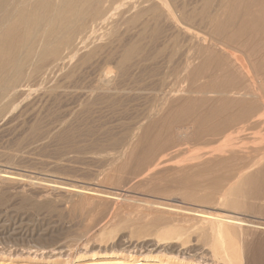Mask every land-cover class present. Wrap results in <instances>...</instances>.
Here are the masks:
<instances>
[{"label": "bare ground", "instance_id": "1", "mask_svg": "<svg viewBox=\"0 0 264 264\" xmlns=\"http://www.w3.org/2000/svg\"><path fill=\"white\" fill-rule=\"evenodd\" d=\"M126 2V0H0V116L7 105L1 102L6 97L14 94L12 92L10 95V90L18 85V81L24 75H36L44 69L49 72L55 71L56 73L57 70H62L63 67L68 65L66 59L76 57L79 51H84V54L77 56L78 66L95 57L110 61V52L116 48L111 46L112 50L110 49V52H102V50H104L106 45H110L108 44L109 42H112L111 38L114 32L117 31L118 22L121 21L126 23V25L128 23L138 24L136 36L132 37L134 40L129 43L121 42V46L118 44L121 49L119 50L117 46L119 54L115 57V64H109V66L113 65L112 67L110 66L112 69L114 66L116 67L115 73H111L113 72L111 69L101 72L98 78L96 77L97 75H93L97 80H94L93 83L95 84L92 83L93 85L90 88L92 94L89 96L93 94L100 95L98 98L101 100H104L105 96L112 97L109 95L116 93L115 91L111 92V90H116L115 85L112 86V83L122 79V75L125 78L126 76L129 77L128 75L125 76V74H129L130 66L132 70L138 68L139 70H135L139 73L142 71L149 77L153 78L156 76L157 79L155 80H157L158 86H153L151 92H159L157 104L151 106L152 104L150 103L149 107L148 101V104H144L142 101L144 105L149 107L147 114L138 121L136 120L135 125L132 124L134 125L133 129L129 130V132H124L129 134H126V140L125 136H122L124 140L120 141V150L108 153L110 163L107 167L105 166L104 176L102 178L99 177L100 179H97L98 182L86 183L88 178L85 183H82V181L80 184L73 183V181L72 183L68 182L69 180L63 182L50 179L35 185L29 183L35 189L36 192H34L44 201L42 203L44 207H52L49 202L52 197H62L71 203V207L78 206L83 212L85 210L88 219L86 226L90 233L79 239V243L77 242L76 244L74 242V250L79 253L76 257L70 250H67L70 252L62 250L66 245L63 246L61 244L62 248L49 247L50 249L46 251L45 247L35 242L37 246L30 244L33 247L26 249L27 255L31 256L30 258L33 260H37V258L43 260L46 258L44 254H47V252L50 254L47 257H53L51 255L58 254L57 256H64V264H263L261 262L262 258L258 254L261 251L260 246L255 248L249 245V236L252 237L250 235L251 232L257 235L264 234V223L255 222L253 219L255 216L250 219L254 221L248 220L249 218L245 217V215L249 216L248 213L244 215L242 214L244 212L241 211L239 213V210L245 211L250 206L255 209L256 206L254 207L251 204L255 201L264 202V144L256 141L260 139V136L257 135L259 134L258 128L264 123V0H135L134 5L130 6L128 4L127 8H120ZM131 8L132 14L126 16L125 13ZM144 16L148 17L144 20ZM149 21L153 24V29H150L152 37L148 38H153L149 41L154 42L156 47L154 45V48L146 50L148 46L145 45V47L143 44L145 40L143 35ZM99 29H102L101 37L105 36V39L97 41L95 40L97 36L94 33ZM88 32L94 34V39H89ZM80 33H83L82 36L77 37ZM124 33L126 32L124 31ZM115 41L117 44V40ZM148 45L150 46L151 44ZM113 51L114 53L116 52L115 50ZM105 61H102L104 68L108 63L107 61L105 64ZM27 68H29L28 72H25ZM68 69L70 68L68 67ZM87 75L89 77L90 73ZM116 76L120 78L118 79ZM171 76H173L172 85L168 87L169 83L167 81ZM48 78H46L48 80H46L47 83L50 82ZM43 79L45 80L44 77ZM135 79L137 81V77ZM128 81L131 84H125L132 85L134 89V86H136L135 81L133 84L131 79ZM73 83L78 84V82ZM118 83L120 84V82ZM150 83H153V81ZM89 84L90 82L86 83L87 86ZM119 84L118 86H120ZM52 85L54 86V83ZM63 85H61V89L67 87L65 85L62 88ZM77 86H74L75 90ZM122 86H120L121 89ZM68 87H70V84ZM47 88L45 91H47ZM126 88L124 90L129 91L128 88L130 87ZM140 88L136 89L135 87L136 90L141 91ZM68 89L63 91L67 90L66 92H68ZM70 92L72 91L70 90ZM47 93L45 92L44 94ZM61 93L64 92L61 91ZM85 94L88 96L87 93ZM133 94L135 93L133 92ZM136 94L135 96L133 95L135 98H137ZM95 97L94 99H96ZM123 97L121 98L123 99ZM138 97L140 96L138 95ZM121 98L119 99L121 100ZM125 98L123 100L126 104L129 101ZM87 99L88 97L86 101ZM89 99L88 103L90 102ZM94 99L91 101L95 102ZM86 101L80 103L85 105ZM8 102L10 103V100ZM97 102L95 105L99 104ZM103 102L105 103V101ZM121 102L123 103V101ZM121 102L117 104L119 105ZM140 102L136 104H140ZM153 102L156 103L155 101ZM114 103L116 102L114 101ZM142 103L141 105H143ZM89 104L91 105V103ZM117 104L116 106L120 108ZM90 105H86L85 109H88ZM95 105L90 107L93 108ZM101 105L103 104L101 103ZM68 106L66 105V107ZM74 106L77 108L82 105H77L76 107L75 104ZM109 107L111 108V104ZM71 108H73L74 112V107ZM80 108L82 109V107ZM101 108L105 109L106 107ZM113 108L112 110L115 111L116 107ZM85 109L83 108V110ZM95 109L93 110L95 111ZM97 109L99 110L98 107ZM71 110L70 112H72ZM106 110L108 108L104 112ZM136 110H139V108ZM140 112L142 113L143 111ZM134 115L138 117V115ZM135 116L133 117L134 119ZM134 119H130L132 123L135 121ZM70 120H72L71 117ZM39 125L38 127H41ZM93 127L95 126L93 125ZM34 128L35 125L31 126L32 130ZM81 136L84 137L83 135ZM116 141H118V138ZM120 142L118 141L117 143ZM48 143L46 144L48 145ZM116 147L118 146L116 145ZM48 148L50 149V147ZM71 150L73 151V149ZM93 151L92 149L91 152ZM106 151L107 149L103 153H106ZM99 153L101 154L102 152ZM1 156H3V152ZM34 158L36 159V157ZM85 161L87 160L85 159ZM77 170L79 169L77 168ZM5 184L6 186L14 185L19 187L24 184L28 185L25 179L19 177V174L3 169L0 170V187ZM137 190H140V193H138V198H134L131 194L137 193ZM0 192L2 193V191ZM3 193H6V190ZM58 201L60 202V200ZM21 202H24V200ZM26 203H29L28 200ZM31 203L34 206V203ZM16 206V208L12 206L14 210L22 211L18 207L19 203ZM27 206H25V209H30ZM29 207L32 206L30 205ZM13 208L10 211L13 212ZM31 210L33 211V208ZM36 210L35 212H37ZM255 210H258V208ZM1 212L3 213V210ZM13 213L12 215H14ZM75 213L78 215V212ZM19 214L17 215L19 216ZM61 214L59 215L61 216ZM66 214L64 215L67 217L69 214ZM10 215L8 214V216ZM69 218L71 217L69 216ZM18 219L21 220V218ZM13 222L15 223V221ZM3 224L5 226V223H0L1 226ZM80 230H78L79 233ZM120 230H123V232ZM96 232L99 235H96ZM95 236L96 239L97 236L99 237V244H96V239L93 242L92 238ZM9 237L8 239L11 240ZM101 238H104V240H101ZM253 238L255 239V236ZM253 238L251 239L253 240ZM0 241L2 240L0 239ZM87 242L90 243L86 244ZM3 243H5L4 239ZM0 246L2 247V245ZM51 264L57 263L53 261Z\"/></svg>", "mask_w": 264, "mask_h": 264}, {"label": "rangeland", "instance_id": "2", "mask_svg": "<svg viewBox=\"0 0 264 264\" xmlns=\"http://www.w3.org/2000/svg\"><path fill=\"white\" fill-rule=\"evenodd\" d=\"M127 2H126V4L124 5V6H121L120 8H122V7H126L127 8V6H128V4L131 6V5H134L135 4V0H134V2H133V0H126ZM137 1V0H136ZM128 2H130V3H128ZM123 8V9H124ZM130 14H132V8L127 12V13H125V15L127 16V15H130ZM148 16H144V20H145V18H147ZM123 21H121V22H118V24H117V27H116V32H114V34H113V37L111 38V40H112V42H109L108 44H110V45H106V47L104 48V50H102V52H110V49L112 48V47H114V48H116V49H113V50H115L116 52L114 53V51L112 52H110V54H111V57H110V59L112 60H108V59H104V58H100V57H95V58H93V59H91V60H88V61H86V62H84V63H81V64H79V66H78V64H77V61H76V58H77V56H80V55H82V54H84L83 52L84 51H79L78 52V55L76 56V57H73V58H70V59H66L67 61H68V65H66V67H63L62 68V70L60 69V70H57L56 71V73H55V71L54 72H49L48 70L46 71L45 69L44 70H42L39 74H36V75H24L21 79H20V81H18V85H19V87H18V85H16L12 90H10V95L12 94V92L14 93V94H12L11 96H8V97H6L4 100H3V102H1V103H6L7 105H6V107L3 109V112H2V115L0 116V154L2 155V152H3V156H1L0 157V170H8V171H12V172H14V173H17V174H19V177H21V178H23V179H25L26 181H27V184L28 185H26V184H24V185H22L21 187H19V186H14V185H7L6 186V184L5 185H2L1 187H0V191H2V193L0 192V213L2 214H0V223H5V226H4V224L1 226L0 225V239L2 240V241H0V243H3V239H4V242L6 243L7 241V243L5 244V243H3V244H0V245H2V247L0 246V264H51V262L53 263V261H55L57 264H64L65 263V258H64V256L63 257H60V256H57L56 254L55 255H51V256H53V257H47V255L49 254L48 252H47V254L45 253L44 254V256L46 257V258H44L43 260H39L40 258H37V260H33L32 258H30L31 256H28L27 255V252H26V249L28 248V247H33V246H37V244H35V243H39L40 244V246H42V247H45V249H47L46 251H48L50 248H52V247H60V248H62L63 246H65V247H63L62 248V250H64V251H66V252H72V254H74V257H76L79 253L76 251V250H74V245H75V243L74 242H76V244H77V242L78 241H80L79 239H82L83 237H85V236H87L88 235V233H90L89 232V230H88V228H87V224H88V219H87V214H85L86 213V211L84 210V212H83V210H81V209H79V207L78 206H75L74 208L73 207H71V203L70 202H67L66 200H64L62 197H52V200H50L49 202L52 204V210H51V208H47V207H44L43 206V202L44 201H42V199H41V197L40 196H38V194L37 193H35L36 191H35V189H33L32 188V185H29V183H31V184H36V183H39V182H45L46 180H54V181H57V180H59V181H68V182H71L72 183V181H73V183L75 182V183H78V184H80L82 181V183H85V181H86V183L88 182V183H96V182H98L97 181V179H100V178H102L103 176H104V171H105V169H106V167L108 166V164L110 163V159H109V155H108V153H113V152H115V151H119L120 149V147H121V142L120 141H123L124 140V138H122V136L124 137L125 136V140H126V137H127V135L126 134H129V133H124V132H129V130H131V129H133L134 127V125L136 124V122L139 120V119H141L142 117H144V115L145 114H147V112H148V110H149V107H150V105L151 106H153V105H155V104H157V102H158V97H159V92H151V88H153V86L154 87H157L158 85V83H156L157 82V80H155V79H157V77L155 76V77H149L146 73H143L142 71H140V73L138 72V71H136V70H139L138 68L136 69V68H134V70H135V72H134V70H132V67L130 66V71H128L129 72V74H125V76L126 75H128L129 77H127L126 76V78L124 77V75H122V79H119L120 77H118V76H116V78L118 77V79L119 80H121V81H117L116 79V81L117 82H113L112 83V86L113 85H115V87H116V90H111V92H116V93H114V94H111V95H109V96H112V97H108V96H105L104 97V100L103 101H105V103L101 100V99H99L98 98V96H100V95H95V94H93L92 96H89V95H91L92 94V92L90 91V88L92 87V85L93 84H95V83H93L94 82V80H97V78H98V76H99V74L101 73V72H103V71H105V70H111L112 68V66L113 65H110L109 66V64H115V57H116V55L118 56V54H119V52H118V49L120 50L121 49V47H119L118 46V44L120 45V43L121 42H125V44L126 43H129V42H131L132 40H134V38L132 39V37H135L136 36V32H137V28H138V24H136V23H134V24H132V23H128L127 25H126V23H124ZM123 24V25H122ZM130 24V25H129ZM120 25H122V27H120ZM129 25V26H128ZM150 25V26H149ZM118 26H119V28H118ZM148 27H149V29H148ZM133 28V29H132ZM123 29H124V31L126 32V33H124V31H123ZM153 29V24H151L150 23V21H149V24H148V26L146 27V31H145V33H144V41H143V44H144V46L146 45V46H148L147 48H149V49H147L146 48V50H150L151 48H154L153 46L155 45L154 44V42H150L149 40H152L153 38H148V37H152L151 36V30ZM120 31V32H119ZM123 31V32H122ZM101 33H102V29H99V30H97L94 34H96V38H95V40H97V41H100V40H104L105 39V36H102L101 37ZM116 33V34H115ZM118 33V34H117ZM82 34L83 33H80L77 37H79V36H82ZM93 33H90V32H88L87 33V35H89V39L90 40H92V39H94L93 38V35H94ZM135 34V35H134ZM145 34H146V36H145ZM119 35V36H118ZM123 35V36H122ZM124 35H125V39H124ZM117 36V37H116ZM121 36H122V40H121ZM131 36V37H130ZM147 37V38H146ZM114 39V40H113ZM115 40H117V44H116V41ZM128 40V41H127ZM115 44H114V43ZM119 42V43H118ZM111 43H113L112 45H111ZM155 43H156V41H155ZM148 44H151L150 46L148 45ZM116 45V46H115ZM122 45V44H121ZM120 45V46H121ZM108 46H110V47H108ZM112 46V47H111ZM117 46H118V49H117ZM145 46V47H146ZM155 47H156V45H155ZM66 51V50H65ZM64 51V52H65ZM80 54V55H79ZM113 55H115V56H113ZM96 60V61H95ZM106 60V61H105ZM89 61H91L92 62V64H90L91 62H89ZM102 61H105L104 63L106 64L107 63V61H108V63L105 65L106 67L104 68V66H103V62ZM114 61V62H113ZM94 62V63H93ZM97 62H99V64H97ZM102 62V63H101ZM110 62V63H109ZM89 63V64H88ZM101 63V64H100ZM74 64V65H73ZM88 65V67H86ZM100 65V66H99ZM101 65H102V68H101ZM91 66H93V67H91ZM128 66H129V64H128ZM68 67L70 68V69H68ZM86 67V69H84ZM96 67H99V68H96ZM109 67V68H108ZM81 68V69H80ZM104 68V69H103ZM107 68V69H106ZM28 69L29 68H27V69H25V72H28ZM66 69H68V70H66ZM95 69H96V73H95ZM101 69V70H100ZM103 69V70H102ZM74 70V71H73ZM82 70H84V71H82ZM89 70H91V71H89ZM116 67L114 66L113 67V69L111 70V71H113V72H111V73H115L116 72ZM58 71H60L59 73H57ZM81 71V72H80ZM115 71V72H114ZM132 72V73H131ZM134 72V73H133ZM137 72V74H135ZM54 73H55V75H54ZM63 73V74H62ZM65 73V74H64ZM74 73V74H73ZM90 73V75H89V77H88V75L87 74H89ZM98 73V74H97ZM131 73V74H130ZM44 76H43V75ZM69 74V75H68ZM80 74V75H79ZM82 74V75H81ZM92 74V75H91ZM37 75H38V77H37ZM41 75V76H40ZM57 75V76H56ZM68 75V77H66ZM73 75H75V76H73ZM83 75H84V77H83ZM93 75H97L96 77L95 76H93ZM114 75V74H113ZM130 75H131V77H130ZM134 75H135V77H134ZM138 75V76H137ZM142 75V76H141ZM26 76V77H25ZM45 78V80L43 79V77ZM47 76H51V77H47ZM71 76H73V77H71ZM91 76V77H90ZM140 76V78H138ZM32 77V78H31ZM37 77V78H36ZM40 77H41V79H40ZM58 77V78H57ZM76 77H77V79H76ZM93 77V78H92ZM133 77V78H132ZM137 77V81H136V78ZM173 76H171L170 78H171V81H170V78H168V83H169V85L168 84H166V85H168V87H171V83H172V78ZM24 78V79H23ZM46 78H48L49 80H50V82L49 83H47V79ZM51 78H53L52 79V81H51ZM68 78V79H67ZM75 78V80L78 82V84H74L73 82H75V83H77L75 80H73ZM88 78V79H87ZM126 79L125 80V82H123V80L124 79ZM128 78V79H127ZM66 79V80H65ZM78 79H80V80H78ZM82 79V80H81ZM131 79V82H132V84H133V82L135 81V85L136 86H134V89H135V87H136V89H139L140 87L142 88H140V90L141 91H139V90H134L133 89V87H132V85H130L131 83L128 81V80H130ZM37 80V81H36ZM42 80V81H41ZM47 80V81H46ZM65 80V81H64ZM85 80V81H84ZM88 80V81H87ZM91 80V81H90ZM114 80V81H115ZM155 80V81H154ZM33 83H32V82ZM44 81V82H43ZM54 81V82H53ZM69 81V82H68ZM71 81V82H70ZM73 81V82H72ZM81 81V82H80ZM151 81H153V83H150ZM20 82V83H19ZM35 82V83H34ZM54 83V86L52 85L53 83ZM56 82V83H55ZM89 83L90 82V84L87 86L86 85V83ZM118 82H120V84L118 83ZM137 82V83H136ZM50 83H52V84H50ZM60 83H62L61 85H63L64 83V85H63V87L62 88H64V86L66 85L67 87H68V85L70 84V87H66V88H64V89H68V92L70 93H68V92H66V91H63L64 89H61V85H60ZM68 85H67V84ZM72 83H73V85L76 87L77 85L79 86H77V91L75 90V87L72 85ZM93 83V84H92ZM115 83V84H114ZM116 83H117V85H116ZM124 85H123V84ZM125 83H130V84H125ZM143 83V84H142ZM23 86H22V85ZM29 84V85H28ZM44 84V85H43ZM83 84V85H82ZM85 84V85H84ZM118 84L120 85V86H125V85H127L126 87H130V88H128L129 89V91H126V90H124L126 87H123L122 86V89L120 88V86H118ZM122 84V85H121ZM140 86H139V85ZM31 85V86H30ZM52 85V86H51ZM35 86V87H34ZM47 86H49L48 88H47ZM73 86V87H72ZM84 86V87H83ZM147 86V87H146ZM51 87H52V89H51ZM88 89H87V88ZM118 87V88H117ZM139 87V88H138ZM150 87V88H149ZM19 88H21L20 90H19ZM26 88V89H25ZM35 88V89H34ZM47 88V91H45V89ZM72 88V89H71ZM86 88V89H85ZM83 89V90H82ZM127 89V88H126ZM132 89V91H130ZM18 90V91H17ZM23 90V91H22ZM55 90V92H53ZM62 92H64V93H61V91ZM70 90L72 91V92H70ZM74 90V91H73ZM80 90V91H79ZM146 92H144V91ZM18 92V93H16V92ZM50 91V92H49ZM60 91V92H59ZM79 91V92H78ZM119 91V92H118ZM29 92V93H28ZM45 92H48L47 94H44ZM53 94H52V93ZM83 92H85V93H87V95L88 96H86V94L85 93H83ZM89 92V93H88ZM91 92V93H90ZM110 92V93H111ZM133 92L136 94V96H137V98H135L134 96H135V94H133ZM24 93V94H23ZM37 93V94H36ZM56 93H58L57 95H54V94H56ZM76 93V94H75ZM79 93V94H78ZM84 95H83V94ZM124 93H125V95H124ZM52 96H51V95ZM64 94V95H63ZM67 94H68V96H67ZM81 94V95H80ZM118 94V95H117ZM132 95V97H130L131 95ZM158 94V95H157ZM33 95V96H32ZM39 95V96H38ZM43 95H44V97H43ZM45 95H48V96H45ZM75 95V96H74ZM80 95V97H78ZM114 95H116V96H114ZM119 95H120V97H119ZM130 95V96H129ZM138 95L140 96V97H138ZM57 96V97H56ZM96 98V99H94V97ZM124 96V97H123ZM147 96H148V99H151V100H148L147 99ZM150 96V97H149ZM154 96H155V98H154ZM16 97V98H15ZM20 97V98H19ZM72 97H74V98H72ZM76 97H77V100H76ZM88 97V99L90 98V97H92V98H90L89 99V103H91V105L87 102L88 101V99H87V101H86V98ZM115 97H118V98H115ZM121 97H123V99L126 97L127 98V100L129 101V102H127V100H126V104H125V101L121 98ZM152 97V98H151ZM8 98V99H7ZM12 98V99H11ZM39 98V99H38ZM107 98V99H106ZM119 98H121V100L119 99ZM125 98V99H126ZM134 100V101H136V102H134L132 99ZM18 99V100H17ZM34 99V100H33ZM58 101H57V100ZM80 99V100H79ZM93 99H94V101L95 102H92L93 101ZM119 101H118V100ZM132 101H131V100ZM138 99H140V100H138ZM142 99V100H141ZM144 99H146L145 101H144ZM154 99V100H153ZM8 100H10V103L8 102ZM12 100V101H11ZM17 100V101H16ZM31 100V101H30ZM70 100V101H69ZM81 100H83V101H81ZM92 100V101H91ZM97 100H98V102H99V104H98V102H97ZM111 100V101H110ZM155 101L156 103H154L153 101ZM25 101V102H24ZM43 101V102H42ZM78 101H79V103H78ZM84 101H86V103H88V104H86L85 103V105H83V103H84ZM101 101V102H100ZM106 101H108L107 103H109V101H110V103L109 104H107L106 103ZM113 101V102H112ZM114 101L116 102V103H114ZM121 101H123V103L121 102ZM140 102V104H136V103H139ZM142 101H143V103L144 104H148V102H149V104H148V106L149 107H147V105H144L143 103H142ZM148 101V102H147ZM151 101V102H150ZM9 103V105H8V103ZM15 102V103H14ZM32 102V103H31ZM69 102V103H68ZM74 102V103H73ZM80 102H83V103H80ZM96 102H97V104L98 105H95L96 104ZM119 102H121L119 105L117 104V103H119ZM64 103V104H63ZM93 103V104H92ZM101 103L104 105L105 104V106H103V105H101ZM133 103V104H132ZM136 105H135V104ZM141 103L143 104V105H141ZM151 103V104H150ZM76 104V107H77V105L78 106H80V105H82V106H80V107H82V109L80 108V107H77L78 108V111H77V108H75V105ZM111 104V108L109 107V105ZM113 104V105H112ZM114 104H115V106H114ZM116 104L118 105V106H120V108L119 107H117L116 106ZM125 104V105H124ZM128 104V105H127ZM66 105L68 106V107H66ZM86 105H90V106H92V105H95V107H96V109H95V107L93 106V108L92 107H90V106H88L89 108L88 109H85L86 108ZM101 105V106H100ZM140 105V106H139ZM74 107V109H75V111L73 112V108H71V107ZM100 106V107H99ZM115 108H113V107ZM141 106H143V107H141ZM70 107V108H69ZM97 107L99 108V110L97 109ZM101 107H106L105 109H107L108 108V110H106L105 112H104V110L105 109H103V108H101ZM122 107V108H121ZM144 107H146L145 109H147L146 111H145V109H144ZM69 108V109H68ZM83 108L85 109V110H83ZM92 108V109H91ZM102 110H101V109ZM112 108L116 111H113L112 110ZM127 108V109H126ZM131 108V109H130ZM139 108V110L140 111H145L144 113L142 112H140L139 110H136V109H138ZM53 109V110H52ZM68 109V110H67ZM72 109V110H71ZM82 110V112H81V110ZM91 109V110H90ZM93 109H95V111L93 110ZM124 109V110H123ZM27 110V111H26ZM70 110L72 111V112H70ZM88 110H90V111H88ZM101 110V111H100ZM131 110V111H130ZM50 111H52V112H50ZM107 111H109V112H107ZM113 111V112H112ZM79 112L81 113L80 115H79ZM84 112V113H83ZM90 112V113H89ZM96 112V113H95ZM98 112V113H97ZM100 112V113H99ZM112 112V113H111ZM115 112V113H114ZM126 112V113H125ZM45 113V114H44ZM54 113V114H53ZM66 113V114H65ZM104 113V114H103ZM131 113V114H130ZM139 113H140V115H139ZM24 114V115H23ZM26 114V115H25ZM50 114V115H49ZM92 114H93V117H92ZM102 114V115H101ZM106 114V115H105ZM114 114V115H113ZM128 114V115H127ZM133 114V115H132ZM134 114H136V115H138V117H136ZM143 114V115H142ZM41 115V116H40ZM50 117H49V116ZM60 117H59V116ZM84 115V116H83ZM96 115V116H95ZM5 116V117H4ZM17 116V117H16ZM52 116V117H51ZM57 116V117H56ZM73 116V117H72ZM82 116V117H81ZM88 116V117H87ZM90 116V117H89ZM121 116V117H120ZM135 116V119L133 118ZM43 117V118H42ZM46 117V118H45ZM55 117V118H54ZM70 117H71V119L72 120H70ZM95 117V118H94ZM117 117V118H116ZM120 117V118H119ZM19 118V119H18ZM58 118V119H57ZM97 118V119H96ZM127 118V119H126ZM132 119H134L135 121H133V123L131 122V120ZM8 119V120H7ZM44 120V121H42V120ZM48 119H50V120H48ZM54 119V120H53ZM78 119V120H77ZM81 119V120H80ZM85 119V120H84ZM107 119V120H106ZM121 119V120H120ZM7 120V121H6ZM46 120V121H45ZM52 120V121H51ZM68 120V121H67ZM74 120V121H73ZM117 120H118V122H117ZM137 120V121H136ZM11 122V123H9V122ZM31 121V122H30ZM51 121V122H50ZM54 121V122H53ZM55 121H59V122H55ZM75 121H76V123H75ZM95 121H97V122H95ZM101 123H100V122ZM106 123H105V122ZM39 122V123H38ZM46 122V123H45ZM66 122V123H65ZM73 124H72V123ZM84 122V123H83ZM88 122H90V123H88ZM115 122V123H114ZM20 123V124H19ZM22 123V124H21ZM42 125H41V124ZM54 123V124H53ZM58 123V124H57ZM64 123V124H63ZM70 123V124H69ZM79 125H78V124ZM111 123V124H110ZM113 123V124H112ZM26 124V125H25ZM40 124V125H39ZM68 124V125H67ZM87 124H88V126H87ZM92 124V125H91ZM101 124V125H100ZM110 124V125H109ZM116 124V125H115ZM122 124V125H121ZM129 124H131V125H129V127H127ZM132 124H134V125H132ZM12 125V126H11ZM27 125H28V127H27ZM33 125H35V130L33 129H31V126H33ZM38 125L39 126H41V127H38ZM45 125H47V126H45ZM78 125V126H77ZM82 125V126H81ZM93 125L95 126V127H93ZM103 125V126H102ZM115 125V126H114ZM53 126V127H52ZM65 126H67V127H65ZM92 126V127H91ZM99 126V127H98ZM101 126V127H100ZM114 126V127H113ZM120 126V127H119ZM130 126H131V128H130ZM46 127V128H45ZM75 127V128H74ZM76 127H77V129H76ZM103 127V128H102ZM109 127V128H108ZM111 127V128H110ZM117 127V128H116ZM125 127V128H124ZM127 127V128H126ZM24 128V129H23ZM63 128V129H62ZM73 128H74V130H73ZM95 130H94V129ZM99 128V129H98ZM127 129L126 131L125 130H123V129ZM28 131H27V130ZM46 129H48L47 131H46ZM112 129V130H111ZM114 129V130H113ZM259 129V134H257L258 136H260V139H258V140H256V141H260V142H262L263 144H264V123H262L261 124V126L258 128ZM62 130V131H61ZM65 130V131H64ZM72 130V131H71ZM79 131V133H78V131ZM108 130V131H107ZM117 130H118V132H117ZM123 130V131H122ZM26 131V132H25ZM38 131V132H37ZM71 131V132H70ZM97 133H96V132ZM120 131V132H119ZM122 131V132H121ZM13 132V133H12ZM32 132V133H31ZM35 132V133H34ZM37 132V133H36ZM48 132V133H47ZM61 132H62V134H61ZM75 132V133H74ZM89 132V133H88ZM104 132V133H103ZM108 132V133H107ZM24 133V134H23ZM47 135H46V134ZM59 133V134H58ZM70 133V134H69ZM93 133V134H92ZM117 133V134H116ZM71 134H73V135H71ZM87 134V135H86ZM99 136H97V135ZM118 134H119V136H118ZM124 134V135H123ZM4 135V136H3ZM19 135V136H18ZM23 135V136H22ZM30 135V136H29ZM40 137H39V136ZM54 135H56V136H54ZM79 135V136H78ZM81 135H83L84 137H82ZM92 136V137H90V136ZM27 136V137H26ZM43 138H42V137ZM63 136V137H62ZM81 136V137H80ZM104 136V137H103ZM109 136V137H108ZM121 136V137H120ZM24 137H25V139H24ZM29 137V138H28ZM31 137V138H30ZM33 137V138H32ZM49 137V138H48ZM60 137V138H59ZM73 137H76V138H74L73 139ZM85 137H87V138H85ZM97 137V138H96ZM101 137V138H100ZM106 137V138H105ZM114 137V138H113ZM36 138V139H35ZM40 138V139H39ZM51 138V139H50ZM55 138H57V139H55ZM85 138V139H84ZM96 138V139H95ZM99 138V139H98ZM116 138V139H115ZM117 138H118V141L120 142V143H117L118 141H116L117 140ZM12 139V140H11ZM14 139V140H13ZM45 139V140H44ZM68 139H69V141H68ZM75 139H76V141H75ZM81 139V140H80ZM89 139V140H88ZM98 139V140H97ZM114 139V140H113ZM24 140H25V142H24ZM32 140V141H31ZM36 140H37V142H36ZM39 140V141H38ZM42 142H41V141ZM51 141V143H50V141ZM66 140V141H65ZM95 140V141H94ZM102 140V141H101ZM28 141H30V142H28ZM49 143H48V142ZM55 141V142H54ZM74 141H75V143H74ZM79 141H81V142H79ZM91 141V142H90ZM100 141V142H99ZM105 141H106V143H105ZM32 142V143H31ZM59 142V143H58ZM66 142V143H65ZM88 142V143H87ZM95 142H96V144H95ZM98 142V143H97ZM24 143V144H23ZM29 143V145H27V144ZM35 143V144H34ZM46 143H48V145L46 144ZM57 143V144H56ZM64 143V144H63ZM72 143V144H71ZM74 143V144H73ZM78 143H80L79 145H78ZM91 143V144H90ZM114 143V144H113ZM53 144V146H51ZM70 144V145H69ZM87 144V145H86ZM90 144V145H89ZM98 144V145H97ZM100 144V145H99ZM118 146V147H116V145ZM8 145V146H7ZM11 145V146H10ZM14 146V149H13V146ZM22 145H23V148H22ZM26 145V146H25ZM45 145V146H44ZM50 145V146H49ZM84 145V146H83ZM96 145H97V147H96ZM105 145H107V146H105ZM30 146V147H29ZM68 146H69V149H68ZM73 146V147H72ZM78 146V147H77ZM81 146V147H80ZM4 147V148H3ZM35 147H36V149H35ZM47 147V148H46ZM48 147H50V149L48 148ZM53 147V148H52ZM85 149H84V148ZM99 147H101V148H99ZM102 147H103V149H102ZM105 147V148H104ZM107 147H109V148H107ZM79 148H81V149H79ZM88 148V149H87ZM98 148V149H97ZM114 148V149H113ZM19 149V150H18ZM34 149V150H33ZM46 149V150H45ZM71 149H73V151L71 150ZM92 149L94 150L93 152H91L92 151ZM107 149V151H106V153H103V152H105V150ZM4 150V151H3ZM17 150V151H16ZM33 150V151H32ZM41 152H40V151ZM63 150V151H62ZM71 150V151H70ZM89 150H90V152H89ZM102 150H104V151H102ZM29 151V152H28ZM78 151V152H77ZM88 151V152H87ZM21 152V153H20ZM28 152V153H27ZM46 152V153H45ZM47 152H48V154H47ZM56 152V153H55ZM60 154H58V153ZM63 152V153H62ZM99 152H102L101 154L99 153ZM20 153V154H19ZM40 153V154H39ZM45 153V154H44ZM52 153H54V154H52ZM86 155H85V154ZM90 153H91V155H90ZM98 153V155H96ZM8 154V155H7ZM19 154V155H18ZM25 154H28V155H25ZM47 154V155H46ZM62 154V155H61ZM33 155V156H32ZM39 156V157H37V156ZM44 155H45V157H44ZM57 157H56V156ZM50 156V157H49ZM65 156V157H64ZM4 157V158H3ZM5 157H7V158H5ZM12 157V158H11ZM23 159H21V158ZM34 157H36V159L34 158ZM44 157V158H43ZM47 157H48V159H47ZM85 157V158H84ZM3 158V159H2ZM19 158H20V160H19ZM27 158V159H26ZM39 160H38V159ZM43 158V159H42ZM52 158V159H51ZM90 158V159H89ZM108 158V159H107ZM8 159V160H7ZM12 161H11V160ZM35 159V160H34ZM54 159V160H53ZM69 159V160H68ZM85 159L87 160V161H85ZM96 159V160H95ZM102 159V160H101ZM3 160H4V162H3ZM17 160V162H15ZM35 162H34V161ZM82 160V161H81ZM9 161V162H8ZM18 161H19V163H18ZM25 162V164H24V162ZM30 161V162H29ZM43 161V162H42ZM2 162V163H1ZM8 162V163H7ZM28 162V163H27ZM67 162V163H66ZM79 162V163H78ZM84 164H83V163ZM90 162V163H89ZM24 165H23V164ZM30 163V164H29ZM34 163V164H33ZM38 163V164H37ZM55 163V164H54ZM82 165H81V164ZM87 163V164H86ZM95 163H96V165H97V167H96V165H95ZM100 163V164H99ZM15 164V165H14ZM31 164H32V166H31ZM90 164V165H89ZM99 164V165H98ZM29 165V166H28ZM38 165V166H37ZM42 167H41V166ZM46 165H48V166H46ZM69 165V166H68ZM74 165V166H73ZM93 165V166H92ZM35 166V167H34ZM40 166V167H39ZM64 166V167H63ZM71 166V167H70ZM90 166V167H89ZM106 166V167H105ZM30 167H31V169H30ZM38 167V168H37ZM54 167V168H53ZM66 167H68V168H66ZM70 167V168H69ZM94 167V168H93ZM46 168V169H45ZM75 170H74V169ZM77 168L79 169V170H77ZM84 168V169H83ZM91 168H93V169H91ZM39 169V170H38ZM45 169V170H44ZM56 170V171H55ZM72 170H73V172H72ZM45 171V172H44ZM52 171H54V172H52ZM89 171V172H88ZM77 172V173H76ZM30 173V174H29ZM68 173V174H67ZM85 173V174H84ZM92 173V174H91ZM75 174V175H74ZM56 176V177H55ZM60 177H62V178H60ZM65 177V178H64ZM100 177V178H99ZM64 178V179H63ZM75 178V179H74ZM86 178V179H85ZM91 178V179H90ZM83 179V180H82ZM45 180V181H44ZM29 181V182H28ZM77 181V182H76ZM80 181V182H79ZM33 185V186H34ZM10 187V188H9ZM18 188V189H17ZM3 189H4V191H3ZM9 189V190H8ZM15 189H17V190H15ZM20 189V190H19ZM5 190H6V193H3V192H5ZM19 193H18V192ZM35 191V192H34ZM21 192V193H20ZM33 194H32V193ZM137 193H132L131 194V196L133 195L134 196V198H138V193H140V190L138 191H136ZM27 193H28V195H27ZM30 193V194H29ZM35 193V194H34ZM136 194V195H135ZM6 195H7V197H8V199H6L7 197H6ZM20 195V196H19ZM33 195V196H32ZM16 196H18V197H16ZM26 196V197H25ZM32 196V197H31ZM36 196V197H35ZM4 197H6V198H4ZM13 197V198H12ZM20 197H21V199H20ZM28 197H30V198H28ZM17 200H16V199ZM19 198V199H18ZM25 198H26V200H25ZM56 198V199H55ZM15 200V201H13V200ZM31 199V200H30ZM35 201H34V200ZM38 199V200H37ZM76 199V198H75ZM3 200V201H2ZM10 202H9V201ZM20 200V201H19ZM22 200H24V202H21ZM27 200H28V202L29 203H26L27 202ZM33 200V201H32ZM58 200H60V202L58 201V204H57V201ZM3 202V204H2V202ZM7 201H8V203H7ZM17 201H19V202H17ZM39 201H40V203H39ZM12 202H13V204L15 203V202H17V203H15L14 205L12 204ZM30 202H33L34 203V206H33V204L31 203L30 204ZM63 204H62V203ZM18 203H19V206L18 207H20V209L22 210V211H20V210H14V208H16L17 206L16 205H18ZM22 203V204H21ZM35 203H37V204H35ZM61 205H60V204ZM66 203V204H65ZM68 203V204H67ZM262 203V204H261ZM9 204V205H8ZM27 204H29V206L31 205L32 207H29V206H27ZM42 204V205H41ZM77 204V203H76ZM7 205H8V207H7ZM22 205V206H21ZM24 205V206H23ZM39 205H41V206H39ZM57 205V206H56ZM63 205V206H62ZM252 206L254 205V207L256 206V208L255 209H257L258 208V210H255L254 208H252L251 206H250V208L249 209H246L245 211L244 210H239V211H237V212H239V213H241V211H243L244 213H242V214H247L248 213V215L250 216H247V215H245V217L246 218H249L248 220H250L253 216H255V217H253V219L255 220V222H259V223H264V202L262 201V202H259V201H255L253 204H251ZM3 206H5V207H3ZM12 206H14V208L12 207ZM16 206V207H15ZM25 206H27L28 208H30V209H25ZM261 206V207H260ZM10 207H12L13 208V212L12 211H10L9 210V208ZM22 207V208H21ZM23 207H24V209H23ZM35 207H37V208H35ZM38 207H40V208H38ZM45 208V211H44V208ZM64 207V208H63ZM260 207V208H259ZM31 208H33V211L35 212V209H37L36 211L37 212H33L32 210H31ZM58 208V209H57ZM66 208H67V210H66ZM76 208V209H75ZM17 209H19V208H17ZM43 210V211H39V210ZM62 209H64V210H62ZM71 209V210H70ZM250 209H251V211H250ZM3 210V213L1 212ZM9 210V211H8ZM247 210H249L248 212H247ZM8 211V212H7ZM17 213H16V212ZM39 211V212H38ZM48 211H49V213H48ZM55 211V212H54ZM57 211V212H56ZM59 211H61V212H59ZM69 211V212H68ZM70 211H72L71 212V214H73V215H71L70 214ZM81 211V212H80ZM256 211V212H255ZM6 212V213H5ZM21 212V213H20ZM23 212V213H22ZM43 212H45V213H43ZM52 212V213H51ZM75 212H78V215H76L77 213H75ZM258 212V213H257ZM12 213L14 214V215H12ZM20 213V214H19ZM63 215H62V214ZM65 213H67V214H69L67 217L64 215ZM83 213V214H82ZM250 213V214H249ZM252 213H255V214H252ZM8 214L10 215V216H8ZM17 214H19V216L17 215ZM57 214V215H56ZM59 214H61V216L59 215ZM66 214V215H67ZM17 215V216H16ZM39 215V216H38ZM56 215V216H55ZM59 215V216H58ZM80 215V216H79ZM2 216H3V219H2ZM15 216V217H14ZM53 216V217H52ZM65 216V217H64ZM69 216L71 217V218H69ZM83 218H82V217ZM257 216H258V219H257ZM6 217V218H5ZM30 217H31V220H30ZM60 217V218H59ZM64 217V218H63ZM4 218H5V220H4ZM13 218H14V220H13ZM18 218H21V220L20 219H18ZM23 218V219H22ZM29 218V219H28ZM68 218V219H67ZM79 218V219H78ZM65 219V220H64ZM250 220V221H254V220ZM67 220V221H66ZM3 221V222H2ZM13 221H15V223L13 222ZM22 221V222H21ZM29 221V222H28ZM13 222V223H12ZM64 222V223H63ZM12 223V224H11ZM60 223V224H59ZM61 223H63L62 225H61ZM68 223V224H67ZM73 223V224H72ZM79 223V224H78ZM8 224H9V226H8ZM22 224V225H21ZM80 224H83V225H80ZM17 225V226H16ZM68 227H66V226ZM4 226V227H3ZM13 226V227H12ZM21 228H19V227ZM72 226V227H71ZM2 227V228H1ZM12 227V228H11ZM15 227H17L16 229H15ZM79 227V228H78ZM84 227V228H83ZM10 228V229H9ZM3 229H4V231H3ZM15 231H14V230ZM18 229V230H17ZM20 229V230H19ZM24 229V230H23ZM81 229V230H80ZM13 232H12V231ZM24 232H23V231ZM78 230H80V233L78 232ZM21 231H22V233H21ZM120 231H122L123 232V230H120ZM4 232H6V234H4ZM27 232H30V233H27ZM119 232V231H118ZM117 232V233H118ZM15 233V234H14ZM34 233V234H33ZM119 233H121V232H119ZM253 232H251V234L250 235H252V237L251 236H249V238H250V240H249V245H252L253 247H255V248H257V247H259L260 246V250L261 251H259L258 252V254H259V256L262 258H260L261 259V262L264 264V255H263V253H264V234H260V235H257V234H255V233H253ZM3 234V235H2ZM17 234V235H16ZM26 234V235H25ZM259 234V233H258ZM6 235H8V236H6ZM10 235H12V236H10ZM30 235H32V236H30ZM96 235H99L98 234V232H96ZM262 235V236H261ZM6 236V237H5ZM10 236V237H9ZM25 236V237H24ZM27 236V237H26ZM102 236V235H101ZM255 236V239L253 238ZM262 238H261V237ZM3 237V238H2ZM8 237L9 238H11V240L10 239H8ZM21 237V238H20ZM31 237V238H30ZM78 237V238H77ZM5 238H7L6 240H5ZM14 238V239H13ZM15 238H16V241H15ZM19 238V239H18ZM25 238V239H24ZM36 238V239H35ZM99 237L97 236V239H96V236L95 237H93L92 239H93V242L95 241V239L97 240L95 243L96 244H99L100 242H99V240L100 239H98ZM251 238H253V240L251 239ZM15 242H14V241ZM51 240V241H50ZM54 242H53V241ZM57 240V241H56ZM101 240H104V238H101ZM252 240V241H251ZM251 241V242H250ZM10 242V243H9ZM18 242V243H17ZM35 242V243H34ZM49 244H47V243ZM58 242V243H57ZM91 242H92V240H91ZM55 243H56V245H55ZM60 243V244H59ZM73 243V244H72ZM79 243V242H78ZM88 243H90V242H87L86 244H88ZM255 244V246H254V244ZM4 244H5V246H4ZM30 244H32V245H30ZM44 244H47V245H44ZM51 244V245H50ZM61 244L63 245L62 247H61ZM68 244V245H67ZM72 244V245H71ZM8 245V246H7ZM26 245V246H25ZM55 245V246H54ZM70 245H71V247H70ZM82 245V244H81ZM20 246V247H19ZM21 246H23V247H21ZM25 246V247H24ZM47 246V247H46ZM74 246V247H73ZM4 247H6V248H4ZM10 247V248H9ZM13 247H14V249H13ZM50 247V248H49ZM97 247V246H96ZM263 247V248H262ZM5 250H4V249ZM20 248V249H19ZM23 248V249H22ZM66 248V249H65ZM6 249H8L7 251H9L8 253H7V251H6ZM21 249H22V251H21ZM13 252H12V251ZM20 250V251H19ZM67 250H70V251H67ZM5 254H3L2 252ZM75 251V252H74ZM17 252H18V254H17ZM20 252H23V253H20ZM76 252H77V254H76ZM7 253V254H6ZM11 253V254H10ZM13 254V255H12ZM23 254V255H22ZM24 254H26V255H24ZM12 255V256H11ZM21 255V256H20ZM50 255V254H49ZM3 256V257H2ZM5 256H7L6 258H5ZM10 258H9V257ZM25 256H28V257H25ZM55 256V257H54ZM57 256V257H56ZM11 257H12V260H11ZM3 258H4V260H3ZM28 258V259H27ZM55 258H57V259H55ZM9 259V260H8ZM19 259V260H18ZM30 259H32V260H30ZM105 259V258H104ZM107 259V258H106ZM47 260V261H46ZM107 260H109V259H107ZM263 260V261H262ZM5 261V262H4ZM39 261V262H38ZM41 261V262H40ZM81 261H84V260H81Z\"/></svg>", "mask_w": 264, "mask_h": 264}]
</instances>
